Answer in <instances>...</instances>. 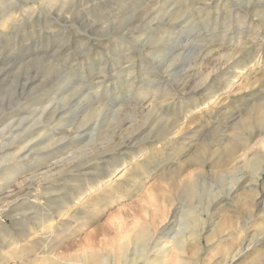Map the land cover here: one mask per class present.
<instances>
[{"label": "rangeland", "instance_id": "374dc122", "mask_svg": "<svg viewBox=\"0 0 264 264\" xmlns=\"http://www.w3.org/2000/svg\"><path fill=\"white\" fill-rule=\"evenodd\" d=\"M243 67L247 72L241 74ZM255 80L262 83L253 89ZM228 84H233L230 92ZM263 85L264 0H0V129L5 118L15 122L14 139L12 134L6 140L0 136V263L20 264L16 256L22 253L27 254L23 262L37 259L41 238L48 237L40 220L58 217L57 212L68 205L71 214L55 219L54 226L64 233L53 234V245H61L51 262L85 254L86 240L94 237L105 257L101 264H124L120 246L127 242L133 249L134 245L123 231L146 223L159 232L182 203L185 210H195L183 224L191 222L195 230L205 225L200 253L190 254L192 264H226L227 249L233 246L231 250L237 252L246 242L245 232L235 223L239 227L251 223L252 234L264 223L258 209L264 200L263 158H259L257 183L249 164L240 163L239 171L222 176H211L213 169L207 167L215 190L197 199L183 191L172 195L171 180L161 178L176 174L181 164L187 166L203 144L184 139L185 132L198 135L199 129L208 145L221 141L214 146L221 152L229 142L250 134L254 125L237 127L238 119L231 116L241 117L251 104L264 101ZM217 96L219 102L212 104ZM177 124L184 125V132L170 136L178 130L173 129ZM227 134L232 138L227 139ZM263 146L260 143L259 148ZM18 151L15 161L1 160L4 154ZM197 156L204 159L206 153ZM188 170L182 172V179L199 168L193 165ZM243 177L245 187L235 194L249 200L250 210L243 211L240 202L231 198L223 208L216 205L217 192L225 198L231 185ZM109 178L112 186H101L102 196L93 195V183ZM247 185L258 186L251 197ZM83 191L84 205L76 197ZM81 212L82 219L77 214ZM175 221L182 222L181 214ZM212 223L231 227L213 233ZM259 239L262 236L254 243L248 240L259 245L238 264L264 253V241L261 244ZM168 243L173 250L171 240ZM152 254L150 259L156 260L158 253ZM175 254L172 264H180ZM262 255L260 264H264ZM126 257L127 264L147 261L132 253ZM40 260L38 264H53ZM162 264H169V259Z\"/></svg>", "mask_w": 264, "mask_h": 264}, {"label": "bare ground", "instance_id": "6f19581e", "mask_svg": "<svg viewBox=\"0 0 264 264\" xmlns=\"http://www.w3.org/2000/svg\"><path fill=\"white\" fill-rule=\"evenodd\" d=\"M47 9V8H46ZM244 19V18H243ZM133 21V20H132ZM193 21V20H192ZM180 22V21H179ZM132 30V29H131ZM3 33V32H2ZM180 36V35H179ZM211 38V37H210ZM188 39V38H187ZM207 45V44H206ZM174 54V53H173ZM165 57V56H164ZM239 68V67H238ZM240 69V68H239ZM249 71V70H248ZM227 72V71H226ZM240 72V71H239ZM247 70L245 67H243V70L242 72H240L241 74H244L246 73ZM239 73V74H240ZM248 74V73H247ZM249 75V74H248ZM253 75V74H252ZM239 76V75H238ZM245 77V76H244ZM247 77V76H246ZM236 78V77H235ZM253 79V78H252ZM251 79V80H252ZM258 79V78H257ZM237 82V81H235ZM229 83V82H228ZM261 84L262 82H260L259 80H255L254 83H251V87L253 89H256L257 87V84ZM259 84V85H260ZM264 86V85H263ZM156 87V86H155ZM232 87H233V84H228L226 86L227 90L230 92L232 90ZM260 87V86H259ZM257 89L256 92L259 91V88ZM262 87V86H261ZM152 88V87H151ZM251 89V88H250ZM261 92V91H260ZM59 93V92H58ZM230 94V93H229ZM57 95V94H56ZM48 96V95H47ZM216 96V95H215ZM212 97V95L210 96ZM51 98V96H50ZM41 99V98H40ZM209 99V98H208ZM220 100V96H217L215 97L214 100H212V104L215 103L217 104L216 102H219ZM26 101V100H25ZM28 101V100H27ZM32 101V100H31ZM42 101V100H41ZM49 101V100H48ZM254 101V100H253ZM45 102V101H44ZM47 102V101H46ZM56 103V101H55ZM35 104V103H34ZM45 104V103H44ZM214 104V105H215ZM38 105V104H37ZM27 107V106H26ZM33 107V106H32ZM36 107V106H35ZM29 108H31L29 106ZM156 108V107H155ZM154 108V109H155ZM22 109V107H21ZM37 109V108H36ZM45 109V108H44ZM49 109H52L51 107ZM19 110V109H18ZM30 110V109H29ZM32 110V109H31ZM42 110V109H41ZM53 110V109H52ZM100 110V109H99ZM22 111V110H21ZM36 111V110H35ZM27 112H29L27 110ZM31 112V111H30ZM37 113L39 111H36ZM41 112V111H40ZM32 113V112H31ZM48 113V112H46ZM203 113V112H202ZM219 113V112H218ZM30 114V113H28ZM49 114V113H48ZM65 114V113H64ZM21 115V114H20ZM6 116V115H4ZM9 116V115H8ZM19 116V114H18ZM44 116V115H43ZM47 116V115H45ZM14 117V116H13ZM25 117V116H24ZM233 117V118H232ZM18 118V117H16ZM37 118V117H36ZM11 118H5L3 119L4 122L1 124L3 127L0 129V136L2 138H4L3 140H6L7 139V135L8 134H12V136L10 138L14 139L15 137L13 136L14 132H13V127L15 125V122H10ZM14 119V118H13ZM53 119V118H52ZM51 119V120H52ZM231 119L232 120H237L238 119V124H237V127L238 125H241V123H243L244 125L247 123L249 126L250 125H254V128L253 130L250 132V134H247V135H244L243 137H241L239 139V142H229V144L226 145L225 149L223 152H221V150L218 148H216L217 150H214V146L220 144L221 141H218L217 143H213V145H208L205 143V140L207 139H202V136H200V130L198 129V131L194 130L195 133H197L198 135H191L189 132H185L183 134V138L184 139H189L190 142H194V141H203L202 145L199 146L195 153L193 154V157L191 159V161L187 164V166L185 164H179L180 165V168L177 170V172H175L176 174L174 175H170V176H167L165 178H161V181H167V180H171V184H170V188H171V193L172 195L176 194L177 192H181L183 191L184 193H186V196L188 198H191V199H197L200 195L202 196L203 193H206L207 191L208 192H213L215 190V188L210 185L209 181H210V177L208 174H206V171L205 169L207 167H210L211 169H213V171L210 173L211 176L213 175H216V174H220V176H222L223 173H231V172H235V171H239L240 166L239 164L240 163H244V165H251L252 166V169L254 171V181L255 183L258 182V178L260 177L258 174L260 173V168L258 167V163H259V158L261 159V157L263 158V165H264V148H259V145L260 143L264 145V137H261L262 135H264V101H256L254 102L253 104L250 105V108L248 110V112L243 115V116H236L235 115H232L231 116ZM20 120V119H19ZM24 120V118H23ZM50 120V121H51ZM176 120V119H174ZM25 121V120H24ZM54 121V120H52ZM57 121V120H56ZM27 122V121H26ZM26 122H24L26 124ZM29 122V121H28ZM177 123L178 120L176 121ZM187 123V122H186ZM185 123V124H186ZM41 124V123H40ZM39 124V125H40ZM44 124V123H43ZM18 125V124H16ZM23 125V124H22ZM28 125V124H27ZM188 126V124H187ZM226 126V125H225ZM230 126V125H229ZM233 126V125H232ZM1 127V126H0ZM24 127V126H23ZM173 127V126H172ZM27 128V127H26ZM177 128L178 130L176 132H169V135L171 136L172 134L174 133H180L179 130H185L184 128V125H179L177 124L176 126L174 125V128L175 129ZM236 128V126H235ZM234 128V129H235ZM20 129V128H18ZM37 129V128H36ZM45 129V128H44ZM21 130V129H20ZM183 130V132H184ZM224 130V129H223ZM16 131V130H15ZM81 131V130H80ZM34 132V131H32ZM202 132V131H201ZM225 133V131H223ZM229 132V131H228ZM247 132V131H246ZM35 133V132H34ZM42 133V132H41ZM47 133V132H46ZM227 133V132H226ZM242 133V132H241ZM29 134V133H28ZM44 134V133H43ZM57 135V134H56ZM168 135V136H169ZM44 136H46L44 134ZM43 136V137H44ZM49 136V135H48ZM53 136V134H52ZM51 136V137H52ZM174 136V135H173ZM224 136V135H223ZM227 139H230L232 138V134H227L226 135ZM29 137V136H28ZM32 137V136H31ZM30 137V138H31ZM35 137V136H34ZM41 137V136H40ZM175 137V136H174ZM177 137V136H176ZM206 137V136H205ZM259 137V138H258ZM23 138V137H22ZM24 138H27V137H24ZM37 138H39L37 136ZM36 138V140H37ZM55 138V137H53ZM41 139V138H40ZM39 139V141H40ZM57 139V138H56ZM173 139V138H172ZM221 139V138H220ZM36 140H34V142H36ZM42 140V139H41ZM47 140V139H46ZM50 140V139H48ZM10 141V140H9ZM25 141V140H24ZM27 141H28V138H27ZM31 141V140H30ZM60 141V140H59ZM11 142V141H10ZM22 142V141H21ZM42 142V141H41ZM52 142V141H51ZM178 142V140H175L173 141V143H176ZM15 143V142H14ZM12 143V144H14ZM185 143V142H184ZM19 144V143H18ZM26 144V142H25ZM24 144V145H25ZM36 144V143H35ZM39 144V143H38ZM64 144V143H63ZM70 144V143H69ZM166 144V143H165ZM186 144V143H185ZM2 145V144H1ZM10 145V144H9ZM28 145V144H26ZM33 145V144H31ZM51 145V143H50ZM57 145V144H56ZM61 145V144H60ZM68 145V144H67ZM44 146V145H43ZM48 146V145H47ZM73 146V145H72ZM225 146V145H224ZM224 146L222 148H224ZM6 147V146H5ZM10 147V146H9ZM29 147V146H28ZM54 147V146H53ZM74 147V146H73ZM264 147V146H263ZM18 148V147H17ZM72 148V147H71ZM259 150L260 151H256V150ZM55 149V147L53 148ZM119 149V148H118ZM10 150V149H9ZM12 150V149H11ZM14 150V149H13ZM19 150V149H18ZM48 150V149H47ZM67 150V149H66ZM70 150V149H69ZM26 151H29V150H26ZM133 151V150H132ZM206 153V157L204 159H201L199 156H197L198 153ZM21 152V151H20ZM19 151L18 152H13V153H6L3 155V158L1 159L3 161V163L6 164V162L8 161V158H11V161L14 159V161L16 159H18L17 157H19L18 155H20ZM157 152V151H155ZM259 152V153H258ZM23 153V152H22ZM32 153V152H31ZM72 153V152H71ZM74 153V152H73ZM263 153L261 156L260 154ZM29 154V153H28ZM137 154V153H136ZM24 155V154H23ZM30 155V154H29ZM32 155V154H31ZM48 155V154H47ZM138 155V154H137ZM22 156V154H21ZM59 156V155H58ZM29 157V156H28ZM61 157V156H59ZM65 157V156H64ZM24 158V157H23ZM26 158V157H25ZM30 159V158H28ZM21 160V159H19ZM27 161V160H26ZM29 161V160H28ZM60 161V160H59ZM21 162V161H20ZM61 163V162H60ZM19 164V163H18ZM23 164V163H22ZM90 164V162H89ZM1 165V164H0ZM91 165V164H90ZM193 165L197 166L199 168V170H197V172H193V173H190L188 178L187 179H182V172L183 171H187L188 169H190V167H192ZM186 166V167H185ZM5 167V166H4ZM3 167V168H4ZM24 167V166H23ZM54 167V166H53ZM7 168V167H6ZM80 168V167H79ZM87 168V167H86ZM132 168V167H131ZM8 169V168H7ZM134 169V168H133ZM53 170V169H52ZM14 171V170H13ZM74 171V170H73ZM121 171V170H120ZM175 171V170H174ZM3 172V171H2ZM115 172H118L117 170H115ZM189 172V170H188ZM11 174V171L8 172ZM171 173V171H170ZM186 173V172H184ZM80 174V173H79ZM3 175V174H1ZM6 175V174H5ZM16 175V174H14ZM22 175V174H21ZM13 176V174H11V177ZM106 176V175H105ZM258 176V177H257ZM23 177V176H22ZM26 177V176H24ZM121 176H119V179H120ZM124 177V176H123ZM15 178H18V177H15ZM20 178V177H19ZM106 178V177H105ZM138 178V177H137ZM59 179V178H58ZM87 179V178H86ZM103 179V178H102ZM249 179V177H248ZM91 180V179H90ZM58 181V180H57ZM92 181V180H91ZM245 181V177L240 178L238 179L237 181H235L232 185H231V188L228 190L227 194H226V197L222 198V192H217V198L219 199L218 203L216 205H220L222 208L226 205V201L228 198H231L233 199V201H236V202H240V206L241 208H245V209H248L250 210V206L252 205L248 199L246 198H242L239 194H235L236 192H238L240 189L244 188L245 185H242ZM251 181V179L249 180ZM145 182V181H144ZM48 183V182H47ZM247 183V182H246ZM250 183V182H249ZM103 188H110L112 186V179L109 178V179H104L101 183H93L91 189L94 191L93 192V195H96V193L98 191H101L102 187ZM248 186V185H247ZM257 187L256 185H250L248 186V192L250 194V197L254 195V192L257 191ZM140 189V188H139ZM23 190V189H22ZM112 191V189H111ZM102 192V191H101ZM105 192V191H104ZM86 193V191H83V192H79L77 199L79 201H83L84 198L83 195ZM95 193V194H94ZM100 192H98L97 194H99ZM10 196H13V191H10L9 192ZM104 194V193H103ZM178 194V193H177ZM35 195V194H34ZM32 195V197L34 196ZM39 195V194H38ZM35 196L33 198H36L38 197ZM102 196V194H99ZM86 196V195H85ZM84 196V197H85ZM98 196V195H97ZM185 196V197H186ZM258 196V195H257ZM260 196V195H259ZM1 197V196H0ZM9 197V196H8ZM105 197V196H104ZM109 197V196H108ZM248 197V196H247ZM40 198V197H39ZM93 198V197H92ZM96 198V197H95ZM166 198V197H165ZM216 198V199H217ZM249 198V197H248ZM42 199V198H41ZM215 199V200H216ZM250 199V198H249ZM47 200V199H46ZM99 200V199H98ZM167 200V199H166ZM170 200V199H169ZM168 200V201H169ZM177 200L178 202V199H175ZM214 200V201H215ZM254 200V199H253ZM39 201V200H38ZM72 201V200H71ZM86 199L82 202L83 205L86 204ZM92 201V200H90ZM173 201V200H172ZM11 202V201H10ZM49 202V201H48ZM97 202V201H96ZM182 202V201H181ZM252 202V201H251ZM55 203V202H54ZM77 203V202H76ZM81 203V202H80ZM179 203V202H178ZM216 203V202H215ZM250 203V205H249ZM12 204V203H11ZM14 204V203H13ZM12 204V205H13ZM19 204V203H18ZM88 204V203H87ZM91 204V203H90ZM196 204V203H195ZM25 205V204H24ZM73 205V204H71ZM239 205V204H238ZM10 206V205H9ZM14 206V205H13ZM12 206V207H13ZM86 206V205H85ZM88 206V205H87ZM184 204L182 203H179L177 204V206L175 207V211H174V214L171 216V220H170V223L168 224V226H166L165 228H163L162 230H160L159 232L158 231H155V229L153 227H151L150 225L148 224H142L140 225L139 227H135V228H131L130 230H128L127 232L124 230V234H129L131 235V239H132V242H133V249L129 247L130 243H122V246H120V248L122 247L121 250H123V253H122L120 256L122 257V260L124 262V264H127L129 263L127 261V255L129 253H132L133 255H138L140 257H144L145 259H147V261L145 262V264H162L163 262L166 263L167 259H169V264H172V256H173V253L175 254V252H177V254H175L174 256H178L181 260H180V264H192V260L194 259H191L190 258V254L193 253V255L196 253V254H199L200 253V246H198V244H201V237L202 235L204 234V231H205V225L202 226L201 229L199 230H195V229H192V223L191 222H187L186 224H183L184 222V219L185 217H187L188 215H192L193 212L192 210H194L192 208L191 209H188V210H185L184 209ZM7 207H8V203H7ZM47 207V206H46ZM64 207V206H63ZM73 207V206H72ZM95 207V206H94ZM258 209L261 213V216L264 215V200L259 203L258 205ZM9 208V207H8ZM21 209V207H19ZM48 208V207H47ZM75 208V207H74ZM104 208V207H103ZM6 209V208H5ZM34 209V208H33ZM41 209V208H40ZM39 209V210H40ZM50 208H48L49 210ZM56 209V208H55ZM76 209V208H75ZM74 209V210H75ZM79 209V208H78ZM253 209V208H252ZM15 210V209H14ZM28 210V209H27ZM30 210V209H29ZM46 210V209H45ZM62 210V208H61ZM72 210V209H71ZM80 210V209H79ZM95 210V209H94ZM9 211V210H8ZM87 211V210H86ZM195 211V210H194ZM244 211V209H243ZM11 212V211H10ZM9 212V213H10ZM27 212V211H26ZM26 212H24L26 214ZM51 212V211H49ZM55 212V211H54ZM74 212V211H73ZM72 212V213H73ZM20 213V212H19ZM29 213V212H28ZM36 213V212H35ZM42 213V212H41ZM157 213V212H156ZM207 213V212H206ZM234 213V212H233ZM241 213V212H240ZM244 213V212H243ZM38 214V213H36ZM53 214V213H52ZM51 214V215H52ZM71 214L70 212V208L68 207V205L65 207L64 210L60 211V212H57V216L58 217H52V218H49V217H45V218H42L40 220V226L41 228L43 229V231L45 233H48L47 236L48 237H42L41 238V243L42 244L37 250H36V256H37V259H33V260H29L28 262H23V259L25 260V256H27V254H17L16 256V259L19 260L20 264H38V262H40L41 260L40 259H43V261H46V262H51V259L53 257V252L57 250V248L59 247V245L61 244H56V245H53V234H59L61 235L62 233H64V231H61L59 228H57L56 226H54V223H55V219L57 218L58 220H63L66 216H69ZM79 215V218L80 216L82 215V212L81 213H77ZM155 214V213H154ZM181 214V220L182 222L180 223H175V219L178 215ZM246 213H244L245 215ZM2 212L0 211V225H2V220H1V216H2ZM40 215V214H39ZM37 216V215H36ZM153 216V215H152ZM256 216V215H255ZM253 217L254 219H256V217ZM11 217V215H10ZM153 220L151 221L152 224H155V215L153 216ZM63 218V219H62ZM84 218V217H82ZM80 218V219H82ZM156 218H157V215H156ZM188 218V217H187ZM251 217L250 220L253 219ZM264 219V217H262ZM38 219V218H37ZM152 219V218H151ZM231 221L230 222H233V217H231ZM246 219V218H245ZM89 221V220H88ZM195 221V220H194ZM205 220H203L204 222ZM219 221V220H218ZM235 221V220H234ZM58 222V221H57ZM62 222V221H61ZM202 222V220H201ZM249 222V221H248ZM252 222V221H251ZM26 223V222H25ZM200 223V222H199ZM197 223V224H199ZM218 223V222H217ZM235 223V222H234ZM261 223V222H260ZM263 223V222H262ZM65 226L68 225L69 223H63ZM62 224V225H63ZM89 224V222H86L85 224H83L81 227L83 226H87ZM205 224V223H204ZM251 224V223H250ZM249 223H247V221L243 222V224L241 223L240 224V227H239V222L238 223H235V226L238 228V230H240L241 232H245L244 235H246V242L245 243H242L240 246H239V250L237 249V252L235 251L236 249L234 248V250H231L232 247L230 249H227V252H226V256L228 257L227 259V262L226 264H235L238 260H240L244 255L246 254H250L252 253V251H255L256 248H257V245L259 244H252V243H247L249 239H252L251 241H253L254 243V238H257L259 236H262V239H259V240H256L257 242H260L262 244V242L264 241V223L261 224V225H257L259 226V229L260 230H256V232L254 234L250 233L248 231L249 227L252 226L250 225ZM253 224V223H252ZM229 225V224H228ZM228 225H225L222 227V225L220 226V224H214L212 223L211 227H212V232L215 233L216 231H222L224 232V230L227 229ZM250 225V226H248ZM3 226V225H2ZM1 226V227H2ZM121 226V225H120ZM119 226V227H120ZM123 226V225H122ZM121 226V227H122ZM230 226V225H229ZM120 227V228H121ZM197 227V226H196ZM199 227V226H198ZM231 227V226H230ZM62 228V227H61ZM221 228V230L219 229ZM223 228V229H222ZM226 228V229H225ZM251 228V227H250ZM119 229V228H118ZM219 229V230H218ZM252 229V228H251ZM33 230V229H32ZM42 231V230H41ZM221 232V234L223 233ZM31 234H35L37 233L36 231L34 232H30ZM44 233V234H45ZM76 234V233H75ZM123 234V233H122ZM30 235V234H29ZM28 235V236H29ZM58 235V236H59ZM216 235V234H215ZM26 236V235H25ZM40 236V235H39ZM57 236V235H56ZM33 237V236H32ZM130 237V236H129ZM60 238V237H59ZM242 238V237H241ZM238 239V238H237ZM236 240H232V241H237ZM128 240V239H127ZM171 240V242L173 243V250L171 248V244L169 245L168 241ZM239 240V239H238ZM123 241V240H122ZM210 240L207 239V242H209ZM12 242V241H11ZM9 244V246H12L14 245V243H11ZM34 242V241H33ZM55 242V241H54ZM250 242V240H249ZM29 243V242H28ZM56 243V242H55ZM54 243V244H55ZM85 243V242H84ZM236 243V242H234ZM264 243V242H263ZM231 244V243H230ZM229 244V245H230ZM233 244V243H232ZM30 245V244H29ZM87 248H85V251H83L85 254L83 255H79V256H71L69 255V258L67 260L66 258V255L64 256L65 257V261H61V262H58L59 260H57L56 263H54L53 261L51 263L53 264H101V260L104 256H102L100 253V250L97 249L96 247V244H95V239L94 237H90L89 239L86 240V244ZM98 245V244H97ZM234 245V244H233ZM31 246V245H30ZM231 246V245H230ZM264 246V245H263ZM25 247V245H24ZM82 247V246H81ZM72 248V247H71ZM69 249V248H68ZM66 249V250H68ZM226 249V248H225ZM261 249V248H260ZM26 250V248H25ZM28 250V248H27ZM35 250V249H34ZM33 250V251H34ZM87 250V251H86ZM252 250V251H250ZM69 251V250H68ZM250 251V252H249ZM17 252V251H15ZM28 252V251H27ZM155 252V253H158L157 256H155L157 259L156 260H153V259H150L149 256L153 255L152 253ZM233 252H236L233 254ZM249 252V253H248ZM264 252V251H263ZM57 252H55L56 254ZM33 254V253H32ZM103 254V253H102ZM151 254V255H150ZM195 254V255H196ZM258 254V253H257ZM260 254V253H259ZM264 254V253H262ZM262 254L258 255V256H255L253 258H251V260H249V262H247L246 264H260V261H261V256H263ZM58 255V254H57ZM156 255V254H155ZM14 256V255H13ZM154 256V255H153ZM225 256V257H226ZM33 258V257H32ZM105 258V257H104ZM103 258V259H104ZM152 258V257H151ZM174 258V257H173ZM30 259V258H29ZM62 259V258H60ZM226 259V258H225ZM263 259V258H262ZM2 260V259H1ZM40 260V261H39ZM64 260V259H63ZM115 261V260H114ZM195 262V261H194ZM239 262V261H238ZM237 262V264H238ZM43 263V262H42ZM104 263V262H103ZM102 263V264H103ZM1 264V263H0ZM47 264V263H46ZM105 264V263H104ZM195 264V263H194Z\"/></svg>", "mask_w": 264, "mask_h": 264}]
</instances>
